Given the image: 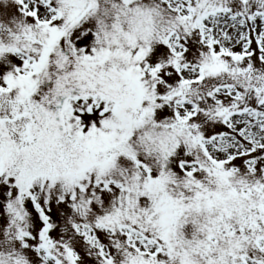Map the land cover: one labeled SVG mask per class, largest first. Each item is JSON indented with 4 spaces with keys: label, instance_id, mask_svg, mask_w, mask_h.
Returning <instances> with one entry per match:
<instances>
[{
    "label": "snow or ice",
    "instance_id": "6c2138e0",
    "mask_svg": "<svg viewBox=\"0 0 264 264\" xmlns=\"http://www.w3.org/2000/svg\"><path fill=\"white\" fill-rule=\"evenodd\" d=\"M0 264H264V0H0Z\"/></svg>",
    "mask_w": 264,
    "mask_h": 264
}]
</instances>
